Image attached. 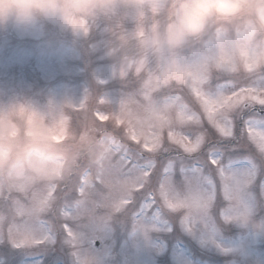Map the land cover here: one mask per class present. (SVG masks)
I'll return each instance as SVG.
<instances>
[{"label": "snow or ice", "instance_id": "1", "mask_svg": "<svg viewBox=\"0 0 264 264\" xmlns=\"http://www.w3.org/2000/svg\"><path fill=\"white\" fill-rule=\"evenodd\" d=\"M134 67L113 66L110 93L109 79L97 80L107 111L84 112L91 155L70 179L0 186V264H60L55 249L100 211L150 234L164 253L160 264H237L226 234L249 225L264 231V216L256 222L264 212V68L236 80L199 67ZM245 132L259 165L236 153Z\"/></svg>", "mask_w": 264, "mask_h": 264}, {"label": "clouds", "instance_id": "2", "mask_svg": "<svg viewBox=\"0 0 264 264\" xmlns=\"http://www.w3.org/2000/svg\"><path fill=\"white\" fill-rule=\"evenodd\" d=\"M134 21L140 57L153 70L199 67L236 80L264 68V0H0V29L49 23L87 37ZM91 152L89 150V156ZM78 167L40 111L23 101L0 104V186L40 189Z\"/></svg>", "mask_w": 264, "mask_h": 264}, {"label": "rangeland", "instance_id": "3", "mask_svg": "<svg viewBox=\"0 0 264 264\" xmlns=\"http://www.w3.org/2000/svg\"><path fill=\"white\" fill-rule=\"evenodd\" d=\"M114 33L104 30L102 24L87 37L49 23L20 31L0 29V104L23 101L36 107L57 141L77 157L78 166L89 153L94 136L82 119L84 112L98 106L107 111L95 94L97 80L109 79L117 63L134 64L140 59L135 22L119 25ZM148 68L145 60L143 69ZM112 88L109 79L106 91L110 93ZM96 123L108 122L97 118ZM235 131L238 135L239 130ZM236 153L256 157L255 162L261 163L246 132ZM261 179L258 174L252 186L258 200ZM261 216L264 212L258 210L256 222ZM226 239L236 246L237 264H264V231L250 225L237 227ZM55 253L60 264H160L164 255L154 238L130 218L108 211L78 225L73 243L62 242Z\"/></svg>", "mask_w": 264, "mask_h": 264}]
</instances>
